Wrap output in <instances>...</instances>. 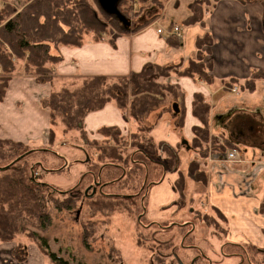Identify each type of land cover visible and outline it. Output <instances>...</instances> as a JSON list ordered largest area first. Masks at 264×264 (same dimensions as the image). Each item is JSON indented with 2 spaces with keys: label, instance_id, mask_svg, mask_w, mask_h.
Returning <instances> with one entry per match:
<instances>
[{
  "label": "crops",
  "instance_id": "obj_1",
  "mask_svg": "<svg viewBox=\"0 0 264 264\" xmlns=\"http://www.w3.org/2000/svg\"><path fill=\"white\" fill-rule=\"evenodd\" d=\"M168 1L160 17L138 33L117 34L99 42L87 37L79 48L60 47L58 54L62 61L53 67V79L77 82L96 76L115 79L138 72L147 64L173 66L181 71L195 55V39L208 34L212 44L203 61L211 62L212 82L206 84L197 77H178L172 73L166 82L177 85L184 95L171 104L170 117L162 118L168 115L165 107L159 108L162 113L156 111L155 122L167 120L178 141L186 140L190 148L187 151L180 146L183 151L177 150L179 163L184 160L188 176L184 182L180 175L173 174L176 176L174 184L182 188L181 194L177 188L173 192L174 203L180 218L188 215L193 221L187 225L197 239L207 240L214 235L208 225L195 219L194 205L199 199L200 206L217 211L223 218L220 235L224 245L264 247V215L259 212L264 195V80L257 81L253 91L240 87L252 73L264 74V0H210L213 6L205 14L203 25L187 26L183 21L189 16V4L194 0H175L172 5ZM169 7L179 12L177 22L171 21L169 26V29L172 26L181 29L179 46L169 43V29L165 35L163 31L157 33ZM228 82L230 86L226 85ZM49 88L48 84H37L23 74L11 76L0 102V140L22 144L47 142L49 113L39 102L48 95ZM24 93L31 97L24 99ZM196 93L202 95L209 106V138L202 151L190 145L192 128L200 124L192 115V99ZM122 117L121 112L109 104L89 114L83 128L88 134L97 135L101 127L116 126L123 134H131ZM179 121L181 127H177ZM177 143L175 141L174 146ZM231 149L237 150L238 162L226 159ZM190 163L198 165V174L203 180L189 173ZM187 185L193 189L191 194H186ZM160 188L159 200H163L166 189L162 183ZM199 228L208 230V235ZM14 246V242L0 243V264H51L33 244L25 245L26 258L17 262L10 255Z\"/></svg>",
  "mask_w": 264,
  "mask_h": 264
},
{
  "label": "trees",
  "instance_id": "obj_2",
  "mask_svg": "<svg viewBox=\"0 0 264 264\" xmlns=\"http://www.w3.org/2000/svg\"><path fill=\"white\" fill-rule=\"evenodd\" d=\"M26 1L27 3L18 13H14L15 9L9 6L4 7L0 13V73L5 76L0 78V102L5 97L11 74L17 71V64L20 66L22 63V72L33 76L36 83L48 84L51 87L48 97L42 100L41 104L48 110L50 127L62 125L64 134L76 132L83 136L85 118L91 113L101 111L109 104L114 105L122 115H128L136 125L137 131L131 133L129 139L116 126H104L97 130V136H101L103 142L111 140L113 146L100 149L96 164L99 162L101 166L96 172H88L89 176H94L98 172L102 175L103 171L107 170L104 172V175L108 176L106 182L110 181L107 186L128 188L125 186L128 185L129 176L132 174L126 172L130 166L133 169L135 167L137 171L140 169L144 171L143 174L140 172L133 174V179L142 175L141 179L144 183L148 180L147 171L151 170L154 165L159 166L165 172L176 171L179 165L177 150L180 147L177 146L175 149L164 141H155L150 134L153 128L146 125L143 119L166 104V101H171L170 104H172L173 101L184 95L177 85L166 82L172 73L178 77L191 79L197 77L206 84L212 82V77L209 74L211 62L210 60L203 61L205 52L212 44L211 37L205 34L195 39V55L181 71L173 66L147 64L140 71L131 72L125 77L115 79L102 76L85 78L79 82L72 81L62 85L56 90L53 88L52 67L60 63L61 57L59 54L52 55L50 53L51 45L58 49L60 47L79 48L88 36L94 42L102 41L105 38L102 36L105 33V26L101 17L117 28V33L120 35L138 33L159 18L166 1L122 0L119 4L120 12L126 17L128 12H133L136 17V24L128 33L120 29L117 21L104 15L95 0L93 1L98 12L94 11L86 0H74L72 3H69L70 0ZM212 6L208 0H194L189 4L190 14L183 21L184 25H203L204 16ZM134 7L137 8L136 11ZM262 30L264 33V24ZM168 41L172 45L179 46L178 39L174 36L170 35ZM259 80H264V74L261 71L252 73L251 77L240 87L247 91H253ZM226 85L230 86L231 83L228 82ZM208 113L209 106L205 103L203 96L198 93L194 94L192 115L200 124L192 128L193 139L190 145L198 151H202L208 143ZM180 125L181 121L177 127H181ZM49 137L45 149L47 151L54 144L55 136L52 129H49ZM4 144L11 147L10 153L16 158L4 167H0V243L15 242L16 247L21 245L22 249H18L14 255L19 262H22L26 258V246L22 242H18L17 237L26 231L19 229V222L30 221L44 229L49 223L46 212L48 203L54 202L63 207H69L70 203L74 204L76 201H80L79 203L83 206L84 203L81 201L85 197L78 189L83 179L78 187L67 193L70 195L67 200H60L58 197L53 200L51 195L55 191L53 189L51 191L47 184L38 179L39 174L36 173L35 165L31 167L27 163L28 156L45 151L30 149L25 144L11 141H4ZM227 145L223 147L225 148ZM157 154L164 155V159L155 160L153 157ZM132 168L130 169L132 170ZM112 169L118 170L119 176L114 177ZM189 173L195 175L197 180H203L202 175L198 174L196 163H190ZM85 175L87 173H84L83 177ZM151 185L149 184L147 189H145L146 185H143L141 205L137 203L140 195L138 193L105 196L102 194V196H94L95 194H93L92 197H95V200H91L89 207L93 220L87 225V233L92 237L95 236L97 228L95 224L98 223L94 217L96 218L98 214L110 215L114 212H125L130 216L132 212L139 210L138 215H144L146 210L144 198ZM177 185L179 186V184H175V187L181 194L182 188ZM132 187L131 185L129 188ZM177 204L180 205L181 202ZM194 212L200 218L195 210ZM259 212L264 215V195L261 199ZM202 221L208 226L216 227L209 221V218L203 217ZM158 226L161 227L159 224ZM23 236L27 242L36 245L52 262L51 264H68L62 258L51 253L46 242L39 239L34 233L26 232V235ZM151 236L154 240L152 244L158 245L155 242V234H151ZM192 249L194 248L192 247ZM258 252L264 255V250H258ZM19 253L22 255L18 256ZM242 263L243 261L239 262V264Z\"/></svg>",
  "mask_w": 264,
  "mask_h": 264
},
{
  "label": "rangeland",
  "instance_id": "obj_3",
  "mask_svg": "<svg viewBox=\"0 0 264 264\" xmlns=\"http://www.w3.org/2000/svg\"><path fill=\"white\" fill-rule=\"evenodd\" d=\"M73 1L74 0H70L69 3ZM163 1H166L165 4L169 2L168 0ZM86 2L94 11L98 12L97 6L93 0H86ZM170 2L172 5L175 3V0H170ZM26 3V0H0V13L6 6L15 9L14 13H18ZM134 10L136 11L137 8L134 7ZM166 11L169 15L166 14L163 21L158 25L164 35L169 29L170 22H177L179 13L172 7H169ZM127 18L134 23V27L136 24L135 14L133 12H128ZM101 21L105 26V33L102 34L103 37L113 38L118 34L117 28L111 23L102 17ZM50 53L52 55H57L58 48L51 45ZM17 65L18 69L15 73L11 74L12 76L23 74L34 79L33 76L27 75L21 71L22 63H20V66L19 64ZM2 77L5 76L0 73V78ZM52 77L55 78L53 70ZM70 82H72V80L53 79V88L57 90L62 85H66ZM50 91L51 87L49 88L48 95ZM28 92L30 93L29 90ZM48 95L40 99L39 105L41 108H43L41 105L42 100L47 98ZM23 97L26 99L31 96H27V94L24 93ZM176 101L177 100L173 102ZM170 102L171 101H166V104L160 106L167 108L165 111L168 115H163V119L170 117L172 114ZM159 108L143 119L146 125L151 126V129L153 128L150 133L151 136L155 141H164L173 148L177 146L180 147L181 141H178L175 133L170 130L169 124L166 122L167 120L155 122L157 120V118H155L156 111H158ZM159 111L162 113L161 109ZM122 116V120L130 129V133L136 132V125L132 119L128 115ZM49 129L54 131V144H52L50 149L48 148L49 151L45 150L50 138L49 133L47 134V142L45 144L40 142L25 144L30 149L45 151L36 152L28 156L27 163L31 167L35 165L37 169L36 173L39 174L38 179L47 184L49 189L51 188V191L52 189L55 191V193L53 192L51 195L53 200L56 199V197L60 200H67V198L70 197L67 193L75 187H78L80 181L83 179L78 189L85 197V199L81 201L84 205L77 217L76 211L80 208V201H76L74 204L70 203V208L66 206L63 207L54 202L48 203L46 212L49 217V223L44 229L36 223L25 220L20 221L18 227L20 230L32 232L39 239L44 240L48 246V250L54 253L58 258H62L64 261L68 262V264H178L179 262L182 264H189L192 259H196V264H238L240 261L237 258L227 256L237 253L243 260L242 264H264V255L258 252V250H264V247H259L260 245H239L237 247L224 245L222 236L220 235V233H223V218L217 211L200 206L198 202L200 201L199 199H197L198 201L196 200L198 204L195 203L194 207L200 218L196 216L197 214H194L195 219L197 221H202L203 217H205L209 218L212 224H215L216 227H214V225L213 227L209 226L213 230V238H208L207 240H204V238L197 239L190 225H187L190 222L193 223V221H191L188 215L185 216V218H180V211L174 203L175 195L173 192H176L174 184L176 176L173 174L177 173L185 182L188 171L186 169V164H183V159L178 165V172H165L161 170L159 166L154 165L151 167V170L147 171V174L145 173L148 176V180L145 183L141 179L142 175L133 179V174L138 172L143 174L144 171L141 169L137 171L135 167L133 169L132 166H130L132 170L128 167L126 172L132 174L129 176L128 185L125 186L128 188L110 185L104 186L101 193H99L98 190L94 196L113 194L133 195L138 193L140 195L137 203L141 205V195L143 194L141 190L144 188L143 185H146L145 189H147L149 184H152L148 190L147 196L144 198V205L146 208L144 215H138L139 210L132 212L130 216L125 212H114L110 215L98 214L96 218L94 217V220L97 219L98 224H95L97 225L95 230L96 233L95 236L92 237L87 233L86 228L93 220L89 207L91 200H95V197H92L91 192H87L85 196V191L94 184L95 178L89 176L88 172H96L98 170L101 163L98 162L96 164V161L100 149L113 146V142L111 140L103 142L101 136L92 133L88 134L85 130L83 136L76 132L64 134L62 125L50 127L49 124ZM123 135L127 136L128 139L130 138V134ZM175 141L178 142L177 146H174ZM182 147L184 148V146ZM10 151H12L11 147L0 140V167H4L16 158ZM153 158L160 161L164 159V155L160 156L157 154ZM161 162L163 163L164 161ZM104 172H107V170L103 171L101 175L102 183L108 180L106 179L108 176H105ZM112 172L114 177L120 174V172L115 169H112ZM84 173H87V175L83 177ZM161 183L166 189L164 191L165 198L163 200H159L160 195H158L161 190ZM131 185L133 187L129 188ZM192 192L193 189L187 185L186 194H191ZM158 224L161 225V227H159ZM199 229L206 232L208 235V230L204 231L202 228ZM26 232L23 235H26ZM154 233L156 237L155 242L158 245L152 244L154 240L151 234ZM23 235L19 234L17 241L22 242L23 245H32L33 243L27 242ZM198 237L201 238L202 235ZM192 247L194 249H192ZM18 249H22V246H14L10 254L11 258L17 262L19 261L16 259L14 252L16 253ZM21 255L22 253L18 254V256Z\"/></svg>",
  "mask_w": 264,
  "mask_h": 264
},
{
  "label": "water",
  "instance_id": "obj_4",
  "mask_svg": "<svg viewBox=\"0 0 264 264\" xmlns=\"http://www.w3.org/2000/svg\"><path fill=\"white\" fill-rule=\"evenodd\" d=\"M98 8L100 9V11L106 15L107 17H110L112 19H114L115 21L118 22L120 29L123 32H130L133 28L134 23L131 22V20L129 18H127L125 15H123L120 10H119V4L121 3L122 0H95ZM176 109L174 108V111ZM181 146H184V148L188 151L189 145L187 143L186 140H181L180 142ZM89 190L86 189L85 191V195L87 194V191ZM81 208V206H80ZM80 208L78 211H76V216L78 217L79 213H80Z\"/></svg>",
  "mask_w": 264,
  "mask_h": 264
},
{
  "label": "flooded vegetation",
  "instance_id": "obj_5",
  "mask_svg": "<svg viewBox=\"0 0 264 264\" xmlns=\"http://www.w3.org/2000/svg\"><path fill=\"white\" fill-rule=\"evenodd\" d=\"M94 178H95V182H94V184L93 185H91L90 186V188H89V190L87 191L88 193L89 192H91L92 193V195L93 194H95L96 192H98V190H99V193H101V191H102V188L104 187V186H107V184L110 182H105V183H102V179H101V173L99 172L98 174H96V175H94L93 176ZM87 195V194H86ZM85 195V196H86ZM81 206V208H82V204L80 205ZM81 208H80V211H81ZM146 228H147V226H146ZM155 234V233H154ZM156 239V238H155ZM154 243V242H153ZM227 256H232V257H234V258H237L240 262H242L243 260L240 258V255L239 254H237V253H233V254H231V255H227ZM181 262H179L178 264H180ZM94 264H102V263H94ZM189 264H196V259H192V261L189 263ZM238 264H239V262H238Z\"/></svg>",
  "mask_w": 264,
  "mask_h": 264
},
{
  "label": "built area",
  "instance_id": "obj_6",
  "mask_svg": "<svg viewBox=\"0 0 264 264\" xmlns=\"http://www.w3.org/2000/svg\"><path fill=\"white\" fill-rule=\"evenodd\" d=\"M157 33L161 34L162 30L158 29ZM168 33L171 36H174L177 39L182 37L181 29L179 27H177V26L170 27ZM232 91H235V88H232ZM221 144H222V142H221ZM226 159L228 161H231V162H238V152H237V150L236 149L229 150L228 153L226 154Z\"/></svg>",
  "mask_w": 264,
  "mask_h": 264
}]
</instances>
